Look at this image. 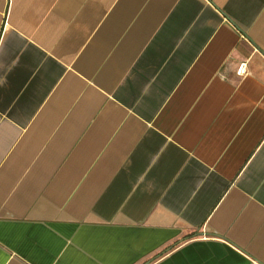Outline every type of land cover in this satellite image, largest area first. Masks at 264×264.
<instances>
[{"label": "crops", "instance_id": "obj_1", "mask_svg": "<svg viewBox=\"0 0 264 264\" xmlns=\"http://www.w3.org/2000/svg\"><path fill=\"white\" fill-rule=\"evenodd\" d=\"M0 264H264V0H0Z\"/></svg>", "mask_w": 264, "mask_h": 264}]
</instances>
